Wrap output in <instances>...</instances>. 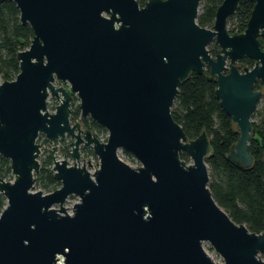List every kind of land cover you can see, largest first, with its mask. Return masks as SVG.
Here are the masks:
<instances>
[{"label":"water","instance_id":"95a60500","mask_svg":"<svg viewBox=\"0 0 264 264\" xmlns=\"http://www.w3.org/2000/svg\"><path fill=\"white\" fill-rule=\"evenodd\" d=\"M6 1L33 38L16 56L15 79L0 83V158L14 177L0 179V264H218L205 242L223 264H264V233L233 222L208 188L206 132L188 139L171 115L179 87L208 71L239 134L227 159L252 166L251 117L264 95V0H223L210 29L196 21L201 0L0 4ZM240 2L253 9L244 32L230 35L226 23ZM244 58L254 66L240 71L235 64ZM73 96L81 116L107 131L105 142L71 124ZM41 136L52 145L47 156L60 183L48 194L34 190ZM66 137L70 156L78 161L80 147L90 148L98 169L60 160L53 145ZM119 151L140 166L123 162ZM70 196L79 202L68 214Z\"/></svg>","mask_w":264,"mask_h":264},{"label":"trees","instance_id":"16d2710c","mask_svg":"<svg viewBox=\"0 0 264 264\" xmlns=\"http://www.w3.org/2000/svg\"><path fill=\"white\" fill-rule=\"evenodd\" d=\"M143 6L147 0H136ZM197 23L203 28H211L215 13L223 0H201ZM253 9L252 2H240L235 13L229 19L236 18L238 25L228 31L231 35L244 32ZM33 32L28 25L24 26L19 20V11L12 2L0 4V78L13 81L19 73V63L16 56L29 48ZM264 51V39L259 40ZM209 53L215 57L220 53L216 42L208 46ZM245 66L252 68L254 62L248 58L240 60ZM204 75L193 73L178 89V94L171 108L173 120L181 126L188 139H196L202 131L209 138L210 152L206 158L208 166V188L217 205L236 224L244 225L250 232L264 233V104L262 112L258 113L259 121L251 122V141L249 152L252 156V166L248 169L237 168L228 159L231 147L237 142L239 134L232 120L223 112L216 98L217 88L213 81ZM261 84L257 83L256 90ZM264 101V95L261 98ZM78 113L71 114L77 118ZM257 115L256 110L253 115ZM75 115V116H74ZM252 115V116H253ZM84 123L104 131L102 127L84 120ZM44 137L43 140L47 143ZM68 150V149H67ZM67 150H63L66 153ZM91 154L93 152L89 151ZM186 160L185 154L180 155ZM41 168L35 174V187L48 194L60 188V183L54 179L51 159L45 155ZM10 162L0 158V179L10 177ZM6 205L5 198L0 194V213Z\"/></svg>","mask_w":264,"mask_h":264},{"label":"rangeland","instance_id":"374dc122","mask_svg":"<svg viewBox=\"0 0 264 264\" xmlns=\"http://www.w3.org/2000/svg\"><path fill=\"white\" fill-rule=\"evenodd\" d=\"M201 5H202V2H200L199 12H200ZM237 25H238V22H237V19L236 18L228 19L227 20V23H226V30L227 31H232V30H234V28H236ZM235 66L240 71H242L244 68L251 69V68L245 66L244 64H242L240 61H238L235 64ZM1 82H3V81L0 78V83ZM260 90H263L262 85H261ZM79 104H80L79 99L76 96H73V102L70 105L71 112L73 114H75V113H77L79 111V113H78V116H77L76 119L75 118H72V120H71V117H70L71 124L76 123V122L80 123L82 130L90 131L91 134H93L100 142H105L106 139H107V135H108L107 131L102 128L104 131H100L99 132L98 129H96L95 127H93L91 125H88L87 126V124L84 123V120H90V119L89 118H83L81 116V113H80V110H79ZM263 104H264L263 99H260V101L258 102V104L256 106V109H255L257 115L255 114V115H253L251 117V122L256 123V122L259 121L258 113L259 112H262V110H263ZM56 105H57V103H56L55 99H53V98L48 99V103H47L48 112L53 113L54 110H55ZM70 142H71V140L68 137L65 138V141L64 142L56 141L54 143V145H53L58 150V153H56V156L60 160L66 161L67 164H68V166L84 167V168L87 169V171H89L90 173H93L95 171V169L98 168L99 161H98L97 157L94 154H91L89 152L91 150L90 148L87 149L86 151H84V149H82V147H80V150H79L80 158H79L78 161L74 160L70 156L71 149L68 148V145L70 144ZM38 144L41 146L40 155H39V163L41 164L42 159L45 157V155L47 154V152L52 148V145H50L48 142L47 143H44L43 140H41V139L38 140ZM64 148H67L68 149L66 151V153H63L62 152V149H64ZM118 157L123 162H125L126 164H128L129 166H131L132 168H137V167L140 166L139 163L132 156H130V155H128V154H126V153H124L122 151H119L118 152ZM184 161L188 165L192 163V161H191V159L189 157H187L186 160H184ZM50 168L52 169V166ZM13 179H14L13 175L10 174V177L7 178V179H5V181H10L11 182V181H13ZM34 190L35 191H38V190L39 191H42V190L38 189L37 187H35ZM42 193H44V192L42 191ZM44 194H46V193H44ZM78 202H79V199L76 196H70L67 199L66 203L64 204V208L66 209V211H67L68 214H71L72 213L73 206L76 203H78ZM203 248L206 251V253L208 254V256L215 263L223 264V261H222L221 257L213 250V248L210 246L209 243H207V242L203 243Z\"/></svg>","mask_w":264,"mask_h":264},{"label":"flooded vegetation","instance_id":"af4514ba","mask_svg":"<svg viewBox=\"0 0 264 264\" xmlns=\"http://www.w3.org/2000/svg\"><path fill=\"white\" fill-rule=\"evenodd\" d=\"M84 131H87V130H84ZM64 141H65V139L62 140V141H60V142H64ZM68 148L70 149V144L68 145ZM82 149H84V151H86V150L89 149V148L82 147ZM63 150H67V148L62 149V151H63ZM57 153H58V150H57Z\"/></svg>","mask_w":264,"mask_h":264},{"label":"built area","instance_id":"2783aa9c","mask_svg":"<svg viewBox=\"0 0 264 264\" xmlns=\"http://www.w3.org/2000/svg\"><path fill=\"white\" fill-rule=\"evenodd\" d=\"M68 87V86H67ZM69 88V87H68ZM37 143H38V141H37ZM39 145V144H38ZM40 146V145H39ZM40 150H41V146H40ZM98 169V168H97ZM96 170V169H95ZM58 264H61V261L58 263Z\"/></svg>","mask_w":264,"mask_h":264}]
</instances>
